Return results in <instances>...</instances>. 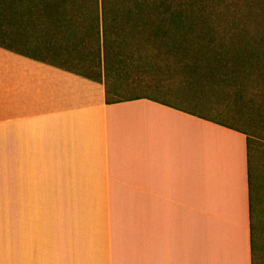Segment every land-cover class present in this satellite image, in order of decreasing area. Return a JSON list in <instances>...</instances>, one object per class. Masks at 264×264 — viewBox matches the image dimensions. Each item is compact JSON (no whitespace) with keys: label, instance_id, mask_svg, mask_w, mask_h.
<instances>
[{"label":"crops","instance_id":"0c3cea01","mask_svg":"<svg viewBox=\"0 0 264 264\" xmlns=\"http://www.w3.org/2000/svg\"><path fill=\"white\" fill-rule=\"evenodd\" d=\"M194 110L107 102L103 82L0 46V258L31 194V136L72 125L94 132L82 164L105 190L108 264H253L247 136ZM137 226L150 242L133 251Z\"/></svg>","mask_w":264,"mask_h":264},{"label":"trees","instance_id":"16d2710c","mask_svg":"<svg viewBox=\"0 0 264 264\" xmlns=\"http://www.w3.org/2000/svg\"><path fill=\"white\" fill-rule=\"evenodd\" d=\"M0 46L103 82L107 102L186 97L193 114L243 132L251 156L239 124L264 118V0H0ZM124 84L144 94L123 96ZM215 101L240 110L236 125L209 114ZM249 185L255 264L250 169Z\"/></svg>","mask_w":264,"mask_h":264},{"label":"clouds","instance_id":"9594fccd","mask_svg":"<svg viewBox=\"0 0 264 264\" xmlns=\"http://www.w3.org/2000/svg\"><path fill=\"white\" fill-rule=\"evenodd\" d=\"M93 134L49 125L31 136V194L0 264H108L105 190L82 164ZM149 242L144 226L122 239L133 251Z\"/></svg>","mask_w":264,"mask_h":264},{"label":"rangeland","instance_id":"374dc122","mask_svg":"<svg viewBox=\"0 0 264 264\" xmlns=\"http://www.w3.org/2000/svg\"><path fill=\"white\" fill-rule=\"evenodd\" d=\"M147 75L150 76L151 74ZM146 80L150 82L152 78L146 77ZM157 82L158 85H156ZM174 83H176V80H166V78L160 79L156 77L153 85L158 86L159 90L175 91L176 88L171 87V85H175ZM121 94L123 96L139 95L144 94V90L124 84L121 88ZM211 99L213 98L211 97ZM213 107V112L209 113L211 116L226 122H233L236 125L237 122L233 121L232 118H237L240 115L239 109L237 110L231 106L232 110L230 111L227 109H231V107L218 103ZM235 111H238V114L233 117ZM245 116L248 118L241 119L239 126L249 130L251 133L250 143L252 153L250 156V172L253 190V224L255 226V264H264V118L257 114V111H255L253 118H250L248 114ZM246 123H249V126ZM250 125L252 130L247 128Z\"/></svg>","mask_w":264,"mask_h":264}]
</instances>
